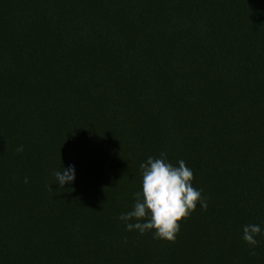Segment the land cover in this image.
<instances>
[{"label":"trees","instance_id":"1","mask_svg":"<svg viewBox=\"0 0 264 264\" xmlns=\"http://www.w3.org/2000/svg\"><path fill=\"white\" fill-rule=\"evenodd\" d=\"M162 152L207 202L174 241L118 219ZM249 223L264 229V0H0V264H264Z\"/></svg>","mask_w":264,"mask_h":264},{"label":"clouds","instance_id":"2","mask_svg":"<svg viewBox=\"0 0 264 264\" xmlns=\"http://www.w3.org/2000/svg\"><path fill=\"white\" fill-rule=\"evenodd\" d=\"M17 151L22 152L23 146H19ZM177 165L169 162L163 152L159 157L149 156L139 165L141 190L133 193L132 209L118 217L124 222L126 231H138L141 235L151 231L156 239L174 241L180 231L179 221L195 211L198 204L202 209L207 208L202 190L192 186V169L182 159L177 161ZM53 174L61 188L75 180L73 165L61 167ZM24 182H28L27 178ZM242 232V240L255 247L259 243L256 237L264 234V229L260 224L249 223L243 226Z\"/></svg>","mask_w":264,"mask_h":264}]
</instances>
